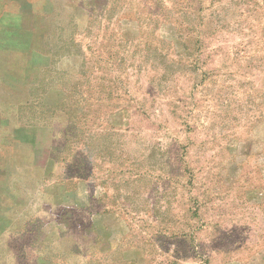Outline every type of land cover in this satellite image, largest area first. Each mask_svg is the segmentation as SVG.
Segmentation results:
<instances>
[{
  "label": "rangeland",
  "instance_id": "1",
  "mask_svg": "<svg viewBox=\"0 0 264 264\" xmlns=\"http://www.w3.org/2000/svg\"><path fill=\"white\" fill-rule=\"evenodd\" d=\"M0 264H264V0H0Z\"/></svg>",
  "mask_w": 264,
  "mask_h": 264
}]
</instances>
